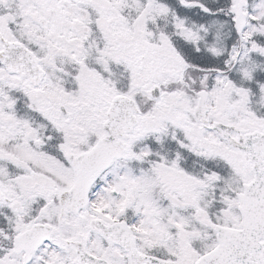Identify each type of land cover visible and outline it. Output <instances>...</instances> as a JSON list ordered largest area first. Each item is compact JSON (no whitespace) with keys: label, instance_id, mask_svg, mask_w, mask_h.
<instances>
[{"label":"snow or ice","instance_id":"1","mask_svg":"<svg viewBox=\"0 0 264 264\" xmlns=\"http://www.w3.org/2000/svg\"><path fill=\"white\" fill-rule=\"evenodd\" d=\"M0 264H264V0H0Z\"/></svg>","mask_w":264,"mask_h":264}]
</instances>
